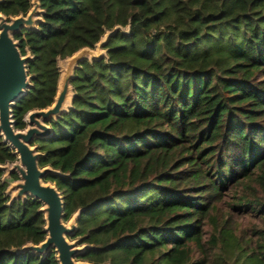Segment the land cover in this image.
<instances>
[{
    "label": "trees",
    "instance_id": "obj_1",
    "mask_svg": "<svg viewBox=\"0 0 264 264\" xmlns=\"http://www.w3.org/2000/svg\"><path fill=\"white\" fill-rule=\"evenodd\" d=\"M15 35L30 87L23 116L54 98L56 59L106 39L83 61L71 107L33 142L64 221L91 264H264V0H37ZM28 0H0L5 18ZM15 161L0 138V166ZM0 172V264H57L21 251L44 238L40 205L8 203ZM12 180L16 176H10Z\"/></svg>",
    "mask_w": 264,
    "mask_h": 264
},
{
    "label": "water",
    "instance_id": "obj_2",
    "mask_svg": "<svg viewBox=\"0 0 264 264\" xmlns=\"http://www.w3.org/2000/svg\"><path fill=\"white\" fill-rule=\"evenodd\" d=\"M28 1L30 8L25 15L5 18L0 14V138L15 156L14 162L0 166L1 181L6 183L4 194L8 197L7 204L30 198L40 205L38 212L42 215L44 238L36 246H23L21 251L43 255L51 249L57 264H91L79 260L84 246L78 245L74 239L80 211L64 221L61 196L53 184L44 181L46 176L57 172L48 166H38L41 155L33 142L43 140L50 132L48 123L70 109L73 92L69 82L78 65L105 56L106 39L120 28L106 31L92 48H80L62 60L56 59L58 78L51 104L44 109L26 112L23 116L25 127L15 130L11 108L30 87L26 63L31 57L28 52L21 55L14 36L22 31L35 30L42 14L37 0ZM12 174L16 176L15 180L10 178Z\"/></svg>",
    "mask_w": 264,
    "mask_h": 264
},
{
    "label": "flooded vegetation",
    "instance_id": "obj_3",
    "mask_svg": "<svg viewBox=\"0 0 264 264\" xmlns=\"http://www.w3.org/2000/svg\"><path fill=\"white\" fill-rule=\"evenodd\" d=\"M50 122H51V121H50ZM50 122H49V123H50ZM49 123H48V124H49Z\"/></svg>",
    "mask_w": 264,
    "mask_h": 264
},
{
    "label": "rangeland",
    "instance_id": "obj_4",
    "mask_svg": "<svg viewBox=\"0 0 264 264\" xmlns=\"http://www.w3.org/2000/svg\"><path fill=\"white\" fill-rule=\"evenodd\" d=\"M49 125V124H48ZM77 260V259H76Z\"/></svg>",
    "mask_w": 264,
    "mask_h": 264
}]
</instances>
